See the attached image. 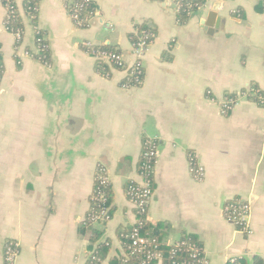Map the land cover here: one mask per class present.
Wrapping results in <instances>:
<instances>
[{"label": "crops", "instance_id": "obj_1", "mask_svg": "<svg viewBox=\"0 0 264 264\" xmlns=\"http://www.w3.org/2000/svg\"><path fill=\"white\" fill-rule=\"evenodd\" d=\"M23 1L19 37L5 29L0 2V264L7 245L16 251L10 264H85L90 233L81 222L98 164L113 212L93 227L110 241L100 264H111L123 254L119 228L135 221L124 188L141 180L148 141L156 147L148 222L169 225L164 241L191 235L211 264H264V106L241 95L221 112L226 94L251 84L264 91L262 0H206L183 24L165 1L92 0L85 28L67 0H39L34 26ZM143 22L154 38L141 83L123 86L124 73L112 67L109 76L98 72L85 43L130 60V34ZM35 29L48 63L35 57ZM235 197L250 207L249 232L223 217Z\"/></svg>", "mask_w": 264, "mask_h": 264}, {"label": "trees", "instance_id": "obj_2", "mask_svg": "<svg viewBox=\"0 0 264 264\" xmlns=\"http://www.w3.org/2000/svg\"><path fill=\"white\" fill-rule=\"evenodd\" d=\"M80 2L82 0H67L65 3L67 11L71 13V2ZM179 1V8L178 11L175 13L176 15V21L179 24H183L186 19L189 17V15L197 10L199 7H201L206 0H178ZM1 4L8 8L10 18L8 22H6V27H8V30H17L22 29V19L18 11V6L16 0H0ZM39 0H24L22 2V8L25 11L26 15L31 18L32 24L35 26L36 23V12L33 10V7H36L38 5ZM257 10H264V1L262 0L257 5ZM73 12V11H72ZM95 12V4L93 1L89 0L88 2H85L82 8H79L76 10V13L78 14V18L80 19V25L77 27L79 28H85L87 25V22L89 21V18L94 14ZM135 28L138 29H145L149 32H152L154 34V30L152 27H150L147 23H139L135 25ZM35 37L36 39H40V41H37V45L39 46V53L35 56L36 58H39V60L43 63L49 62V49L46 47V40L43 37V32L39 29H35ZM132 37V34H130V37ZM101 49L105 50H111L114 49L109 45H103L99 46ZM89 52V50L87 49ZM117 69L115 64H106L100 60L95 61V68L98 72H100L102 75L109 76V68ZM2 71V63L0 62V76ZM125 79H123V82ZM242 95L246 96L249 100L256 102L259 106H264L260 101L261 98H264V91L258 89L257 86L251 84L249 87L244 88L240 92ZM228 98H235V94H226L225 95ZM144 151V148L141 152ZM141 154V153H140ZM141 161V156H139L138 161V174H139V162ZM103 168V165L98 164L95 168L94 178H93V189L91 194L89 195V210L87 211L84 220L81 222V229L82 231H89V240L90 245L87 248V255H86V261L85 264H100L101 261L106 257L107 251H109V239H105L104 241L101 240V232L98 231L93 227V223L95 221H100L98 219H95L94 217L97 216L100 212L101 208V202L99 199L100 194L103 195L105 198V204L108 207V212L112 216L113 208H112V191H111V184L108 180L105 184H101L100 180L97 179V174L101 171ZM152 183V181H151ZM131 185H135V182L133 180H128L125 184V195L129 200V188ZM153 187V183H152ZM237 198V197H235ZM135 220L138 218L141 222V228L140 232L142 236L147 238L148 241V248L150 250H153V246L156 245V250H159L163 254V264H196L195 259H192L189 256V245H194V248L201 249V243L196 239L195 237L191 235H183L180 240L184 241V244L182 246H179L176 248V252L174 254H171L169 252L170 246L167 244V242L163 239V231L164 228H168V224H155L151 225L148 222V212H141L139 210H136L133 208ZM135 226V223L131 225H127L124 227L119 228L118 237L120 239L122 248H123V254H121L118 257H114L111 259V264H122L123 262L127 264H140L144 254L140 253H131L129 246H130V239L128 237V234L131 231V228ZM255 264H262V261L260 258L255 257L254 258ZM231 264H244V260L238 259L234 263Z\"/></svg>", "mask_w": 264, "mask_h": 264}, {"label": "built area", "instance_id": "obj_3", "mask_svg": "<svg viewBox=\"0 0 264 264\" xmlns=\"http://www.w3.org/2000/svg\"><path fill=\"white\" fill-rule=\"evenodd\" d=\"M89 0H82L80 2H71V13L69 16L76 26L80 25V19L78 18V14L76 10L82 8L85 2ZM92 1V0H91ZM168 2L173 8V11L176 13L179 8L178 0H160ZM6 15L4 20L5 29L11 33H14L19 37L21 35L22 29L17 30H8L6 27V22H8L11 17L8 11V8L5 7ZM33 10L36 12L37 6L33 7ZM73 11V12H72ZM95 13V12H94ZM94 15V14H93ZM92 15V16H93ZM92 16L89 18H92ZM33 18V16H31ZM89 21L87 22L86 27L89 25ZM108 27H111L109 25ZM132 37L130 38L131 42V50H130V60H127L125 55H123L117 49L105 50L99 48V46H93L89 43H85L86 49L89 50V53L93 56L94 59L100 60L106 64H115L117 70H120L124 73L123 86H132L138 85L142 81L143 76V66L141 60L154 38V34L145 29L133 28L131 32ZM40 41V39L35 38V42ZM102 46V45H100ZM37 53L39 52V46L36 44ZM242 95V94H241ZM237 96L235 98L225 97L221 102V112L225 113L229 111L235 101L237 100ZM244 96V95H243ZM264 105V98H261L260 101ZM141 161L139 162V177L140 181H134L135 185H131L129 188V201L133 205L134 209L139 210L141 212L147 211L148 203L152 195V183H153V172H154V164L156 159V147L153 141H148L145 143L144 151L141 152ZM191 171L193 173L201 174L202 168L199 166H192ZM97 179L100 180L101 184H105L108 181L106 168L103 166L101 171L97 174ZM152 181V183H151ZM101 202L100 212L95 219L100 221H108L111 219V215L108 212V207L105 204V198L100 194L99 196ZM223 213L225 218L232 223L237 229L243 230L245 232H249V224H245L248 222V217L250 214V207L247 203L240 200L239 198H234L227 202L223 207ZM135 226L131 228L128 237L130 239V252L131 253H140L144 254L140 264H154L160 263L163 264V254L159 250H156V245L153 246V250L148 248V239L142 236L140 232L141 222L138 218L134 221ZM184 241L179 240L173 244H170L169 252L174 254L176 252V248L182 246ZM189 256L192 259H195L196 264H209L207 262V258L201 252V250L194 248V245H189ZM16 254V251L11 245H7L5 249V263L10 264ZM234 263V262H232ZM122 264H127L123 262Z\"/></svg>", "mask_w": 264, "mask_h": 264}, {"label": "water", "instance_id": "obj_4", "mask_svg": "<svg viewBox=\"0 0 264 264\" xmlns=\"http://www.w3.org/2000/svg\"><path fill=\"white\" fill-rule=\"evenodd\" d=\"M217 7H218V3H216L214 5V8L211 10L209 17H208V20L206 22V26L210 27V29H211V25H212V19L214 18V16L216 15V12H217Z\"/></svg>", "mask_w": 264, "mask_h": 264}, {"label": "rangeland", "instance_id": "obj_5", "mask_svg": "<svg viewBox=\"0 0 264 264\" xmlns=\"http://www.w3.org/2000/svg\"><path fill=\"white\" fill-rule=\"evenodd\" d=\"M238 96H241V94H239ZM237 101V100H236ZM231 110V109H230ZM225 113H227V112H225ZM132 205V204H131ZM132 207H133V205H132ZM134 208V207H133ZM223 217H225L224 216V213H223ZM103 222H107V221H103ZM245 224H249L248 222L247 223H245ZM241 231H243V230H241ZM173 243H175V242H172V243H170V244H173ZM170 244H168V245H170ZM201 250V249H200ZM201 252L203 253V249L201 250ZM204 254V253H203ZM207 262L209 263V264H211L210 263V261H209V259H207ZM232 262H235L234 260L232 261ZM154 264H157V262L156 263H154Z\"/></svg>", "mask_w": 264, "mask_h": 264}]
</instances>
